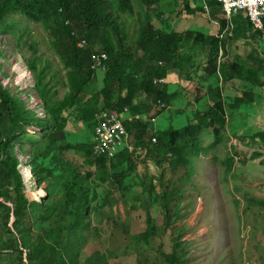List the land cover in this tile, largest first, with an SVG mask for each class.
<instances>
[{
    "label": "trees",
    "instance_id": "16d2710c",
    "mask_svg": "<svg viewBox=\"0 0 264 264\" xmlns=\"http://www.w3.org/2000/svg\"><path fill=\"white\" fill-rule=\"evenodd\" d=\"M134 1L151 9L155 0ZM197 3L195 8L192 0H187L188 18L213 19L225 31L228 29L229 21L219 0H208L210 12L202 2ZM132 9L133 0H0V25L10 16L22 14L44 26L55 56L61 59L67 72L69 89L65 98L58 100L59 85H52L48 80L50 62L39 69L41 62L36 52L41 38L24 44L19 40L18 52L35 74L36 90L43 99L51 131L31 148L32 176L40 187L52 179L61 181L63 187L59 195L47 191L43 203L32 202L29 197L20 171L23 165L20 155L26 151L21 144L29 143L27 131L39 118L22 99L20 88L7 87L0 77V221H4L1 226L13 236L11 243L5 242L2 248H16L17 243L22 262L108 264L110 260L117 262L121 257H128L122 251L130 249V243L142 255L153 250L150 233L157 220L151 215V209L163 210V225L165 230L170 228V203L176 196H182L183 183L192 179V169L188 172L191 154L187 149L196 148L201 133L219 134L227 108L232 111L250 105L247 98L250 92H239L228 102L222 85L238 80L242 89L260 88L264 83V51L260 48L264 30L254 31L249 17L236 15L235 29L228 30L232 35L225 41L191 29L163 28L153 23L155 17L144 11L136 17V35L130 37L127 24ZM12 22L17 21L12 19ZM249 39L256 40L257 55L236 56L237 43ZM227 44L232 49L230 53ZM30 49L32 55H24ZM103 55L108 61L103 85L98 89L91 66ZM205 58L208 59L205 76L200 77L199 63ZM55 80L57 76L51 82ZM158 80L166 81L155 84ZM192 84L206 90L204 98L194 99L195 93L189 91ZM180 96L189 103L187 111L196 107L191 121L180 129L156 130L153 121L171 110L173 104L178 105ZM126 108L134 117L125 122L126 145L113 158L109 154H97L94 140L97 116L100 113L119 115ZM73 127L77 129L78 139H70ZM257 138L264 145V135ZM150 164L159 169L157 175L151 171ZM139 166L145 173L139 171ZM137 186L142 187V194L133 192ZM121 208L125 210L126 220L144 218L147 231L132 234L126 220H121ZM13 219L17 222L12 231ZM34 219L50 224V231L34 236L33 227L28 225H33ZM100 236H105L111 246L107 248L109 241H100ZM121 236L124 240L120 241ZM140 244L144 245L143 251L138 249ZM89 246L93 247L94 254L86 257ZM181 251H185L181 240L174 239L172 253L159 251L162 264H186ZM153 263H159L158 256Z\"/></svg>",
    "mask_w": 264,
    "mask_h": 264
},
{
    "label": "rangeland",
    "instance_id": "374dc122",
    "mask_svg": "<svg viewBox=\"0 0 264 264\" xmlns=\"http://www.w3.org/2000/svg\"><path fill=\"white\" fill-rule=\"evenodd\" d=\"M186 3L187 0H162L158 11L162 10L167 16H171L169 17L171 23L172 18L178 20L176 24L178 30L191 29L194 32H203L207 36H214L220 32L221 28L209 18H179L184 12ZM134 8L130 12V20L127 24L130 37H134L137 32L136 15L139 14V8L135 1ZM12 19L17 22L13 23ZM37 37L41 38L36 52L41 62L39 69L45 68L50 62L51 73L48 80L52 85H59L57 99L63 100L69 93L67 72L61 59L55 56V50L44 26L22 14L10 16L4 25H0V77L7 87L20 88L22 99L39 118L37 123L28 129L29 143L21 144L26 147V151L20 155V161L23 164L20 171L29 189V197L36 203L41 198L45 202L47 191H51L53 195H59L63 189L61 181L56 179L40 187L36 178L33 177L32 181H29L30 172L26 171V167H28L27 170L31 169L33 150L31 148L39 144L46 133H51L47 126L49 121L43 99L36 90L35 74L31 71L25 57L18 52L17 46L19 40L22 41L20 44H24L25 41L31 43ZM257 48L254 39L240 40L237 43L236 56H256ZM260 48L264 51L263 42L260 43ZM32 53V49L29 52L25 50L24 55L30 56ZM207 61L208 59L205 58L203 63H199L200 77L203 74L205 76L204 66ZM23 71L30 72L29 76L32 78L25 79L26 75L23 76ZM54 76H57V80L51 82ZM96 79L97 87L100 89L104 81L103 73L98 72ZM222 88L228 102H231L239 92H250L247 94L250 105H243L232 111L227 108L221 137L216 138L214 133L207 134V141L203 139L193 150L195 152L199 150L200 154L191 155L192 165L188 166V172L192 169V180L183 183L182 196H176L170 203V228L165 230L163 225V210L159 207L151 209V215L157 220L154 230L150 233L153 238L151 241L153 250H148L146 255H142L143 253H137L133 243H130V249L122 251L129 254L128 257H121L117 262L110 260L108 264H154L155 256L159 258L158 264H162L159 251L172 253L174 239H180L181 246L185 248V251L181 252L184 253L186 264H264V145L257 138L259 135H264V83L260 84V88L240 89V82L237 80V82H225ZM194 90L195 100L204 98V91L198 88ZM179 101L178 105L173 104L171 110L165 111L153 121L156 130L165 131L170 127L180 129L191 121L196 108L187 111L189 103H186L182 97H179ZM178 110L187 112L177 113ZM73 129L75 130L69 133L70 139H78L77 129L74 127ZM191 150V148L187 149V152ZM150 165L153 174L157 175L159 169L153 164ZM139 169L140 172L145 173L143 167L139 166ZM106 183L108 179L105 175ZM211 185H214L213 188ZM134 191L142 194V187L137 186L133 189ZM130 196L128 198L132 200ZM1 202L2 200L0 204ZM138 204L139 202L136 205ZM131 207L130 204L127 209L130 210ZM120 210L121 220L124 221L127 219L124 217L125 210L124 208ZM38 217L39 215L36 214L35 218ZM142 217L145 215L142 214ZM135 218L130 217L129 220L124 221L127 222L129 231L132 234L147 231L145 219ZM3 222L0 221V249L4 251L0 253V264H29L26 260L21 261L17 252L19 249L17 243L16 248H2L5 242L11 243L13 240L9 231L1 226ZM16 222L17 220L13 219L10 230H14ZM28 225L33 227L34 236H38L44 230L50 231L51 227L50 224H44L41 220L35 219L33 225L31 223ZM105 239V236L99 238L102 242L109 241ZM122 239L124 240L121 236L120 241ZM110 246L109 241L106 247ZM143 246V244L139 245V251H143ZM93 254L94 249L89 246L85 256L90 257ZM103 254L106 255V251H103ZM25 257H28L27 253Z\"/></svg>",
    "mask_w": 264,
    "mask_h": 264
},
{
    "label": "built area",
    "instance_id": "2783aa9c",
    "mask_svg": "<svg viewBox=\"0 0 264 264\" xmlns=\"http://www.w3.org/2000/svg\"><path fill=\"white\" fill-rule=\"evenodd\" d=\"M224 3L226 12L230 15L248 12L255 29L264 28V0H220ZM107 60L105 56L99 57L92 68L93 71L103 67ZM95 128V151L97 154H109L113 158L125 145L128 138L121 119L110 113H102L97 117Z\"/></svg>",
    "mask_w": 264,
    "mask_h": 264
},
{
    "label": "clouds",
    "instance_id": "9594fccd",
    "mask_svg": "<svg viewBox=\"0 0 264 264\" xmlns=\"http://www.w3.org/2000/svg\"><path fill=\"white\" fill-rule=\"evenodd\" d=\"M161 1L162 0H155L154 1V7L153 8H151V9H146V8H144V7H142V6H140L139 4H138V2H136L137 3V6H138V8H139V14H137L136 15V17H139L140 16V14L142 13V12H144V11H146V12H148L149 14H151L153 17H155V20L157 19V21L155 22H153V23H156V24H158V25H163V28H166V29H169V30H177V28H176V24H177V22H178V20H174V18H172V23H171V20H170V18L169 17H171V16H167L164 12H162V10L159 12L158 11V6L160 5V3H161ZM197 2H202L203 4H204V7H205V9H206V11L207 12H210V6H209V3H208V0H192V5L196 8V6L198 7V3ZM219 3H221V5L223 6V8H224V11H225V13H226V15H227V18H228V21H229V27H228V29H226V31L223 29V26L221 25V23L220 22H216V21H214L213 19H212V21L216 24V25H218L220 28H221V30H220V32L217 34V35H214V36H217L218 38H220V40H227V38L228 37H230L231 35H232V32H229L228 30H230V29H232V30H234L235 29V25H234V17L236 16V15H240V14H243V15H245V16H247V17H249L248 16V12H246V11H242V12H240L239 14H236V15H233V16H230L227 12H226V9H225V6H224V3H222L220 0H219ZM135 8H134V0H133V9L130 11V12H132L133 10H134ZM130 15H131V13H129V15H128V18H130ZM188 18L189 16H188V11H187V3L184 5V12H183V14L182 15H180L179 16V18ZM250 18V17H249ZM251 19V18H250ZM252 23V22H251ZM254 26V25H253ZM262 30H264V28L262 29ZM254 31H259V30H257V29H255V27H254ZM228 45V44H227ZM81 49L82 48H84V44H80V46H79ZM227 50H228V52L230 53L231 52V48H230V46L228 45L227 46ZM235 52V51H234ZM233 52V53H234ZM230 55V54H229ZM229 55H228V57H229ZM235 55H236V52H235ZM104 56V55H103ZM100 57H102V56H100ZM106 57V56H105ZM99 57H97L96 59H95V61L98 59ZM107 58V57H106ZM95 61H94V63H93V65L91 66V71H93L92 70V68H93V66H94V64H95ZM108 61V58H107V60L103 63V67L102 68H100V69H98V70H95V71H93L95 74H97L98 72H101V73H103V75H104V72L106 71V62ZM28 74L24 77L25 79H27V78H29L30 76H29V74H30V72H27ZM22 76V75H21ZM32 78V76L30 77V79ZM165 81L166 80H158V81H155V84H163V83H165ZM190 87H189V91H193L194 93H195V95H196V92H195V90L194 89H200V90H202V91H204L205 92V95L207 94L206 93V90L201 86V87H199V86H197V87H194V84H192V86L191 85H189ZM184 88H185V86H183ZM237 96V95H236ZM235 96V97H236ZM180 97H182L183 98V96H180ZM235 97H233V98H235ZM185 99V98H184ZM199 101V100H198ZM163 106H165V105H163ZM130 110H129V108H126L125 110H124V112L122 113V114H119V115H117V114H113V115H116V116H118L120 119H121V121H122V124H123V126H124V128H125V131H126V133L128 134V132H127V130H126V127H125V122L126 121H129V120H133L134 119V117L132 116V115H130V112H129ZM110 114H112V113H110ZM99 115H101V113L99 114ZM98 115V116H99ZM97 116V117H98ZM135 118H137V119H139V117H135ZM210 133H214L213 131H209V132H207V133H201V135H200V140H199V142H198V144L204 139L205 141H207V139H208V135L207 134H210ZM214 135H215V137L217 138H220L221 137V131L219 132V134L218 135H216L215 133H214ZM94 139H95V136H94ZM127 140H128V138H127ZM127 140H126V142H127ZM125 142V143H126ZM154 142H156V139H154ZM216 143V142H215ZM214 143V144H215ZM198 144L196 145V148H197V146H198ZM126 145V144H125ZM124 145V146H125ZM122 149V148H121ZM120 149V150H121ZM195 148H192V150H191V152L189 151V154H191L192 156L195 154V153H197L198 155L200 154V151L199 150H196V152L195 151H193ZM119 150V151H120ZM192 162V161H191ZM192 164V163H191ZM22 168V167H21ZM26 168H28V167H26ZM30 171L32 172V170L30 169ZM192 180V179H191ZM190 180V181H191ZM213 183V182H212ZM215 184H217V182H215ZM214 184V185H215ZM214 185H211V188H213V186ZM40 198V197H39ZM44 200L41 198V200H39V202L41 203V202H43Z\"/></svg>",
    "mask_w": 264,
    "mask_h": 264
},
{
    "label": "bare ground",
    "instance_id": "6f19581e",
    "mask_svg": "<svg viewBox=\"0 0 264 264\" xmlns=\"http://www.w3.org/2000/svg\"><path fill=\"white\" fill-rule=\"evenodd\" d=\"M22 62V61H21ZM24 62V61H23ZM234 63V62H233ZM28 73L26 72V71H23V76H25V75H27ZM29 98V97H28ZM170 109V108H169ZM28 169V168H27ZM26 169V171H29L30 172V174H29V176L31 177H29L30 179H29V181H32V179H33V174H32V172L30 171V169L29 170H27ZM32 174V175H31ZM27 179V178H26Z\"/></svg>",
    "mask_w": 264,
    "mask_h": 264
},
{
    "label": "crops",
    "instance_id": "0c3cea01",
    "mask_svg": "<svg viewBox=\"0 0 264 264\" xmlns=\"http://www.w3.org/2000/svg\"><path fill=\"white\" fill-rule=\"evenodd\" d=\"M235 82H237V81H235ZM196 108V107H195Z\"/></svg>",
    "mask_w": 264,
    "mask_h": 264
}]
</instances>
